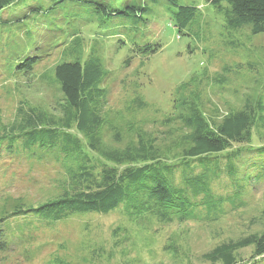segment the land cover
<instances>
[{
  "label": "rangeland",
  "instance_id": "374dc122",
  "mask_svg": "<svg viewBox=\"0 0 264 264\" xmlns=\"http://www.w3.org/2000/svg\"><path fill=\"white\" fill-rule=\"evenodd\" d=\"M179 4L197 8L181 33L172 21L177 8L167 0H19L0 12V139L9 135L22 107L62 118L64 96L52 72L65 55L82 64L98 60L105 93L96 106L103 120L97 132L101 153L75 126L71 131L90 164L84 156L65 164L52 155L39 159L0 150V214L7 199L36 208L78 191L75 178L83 165L122 171L128 165L117 166L102 152H124L140 142L156 153L152 164L176 166L167 175L178 188L190 134L181 116L194 107L215 127L247 100L264 103V35H253L250 26L230 29L226 10L207 0ZM144 46L153 53H142ZM29 58L37 59L31 74L12 73ZM262 147L264 125L257 122L249 143L208 157L205 167L191 165L194 175L207 174L218 198L239 193L235 205L221 206L222 214L164 224L124 202L107 215L74 214L52 225L31 216L11 218L0 237V245L6 244L0 264H211L203 257L216 247L264 234ZM25 221L33 224L24 227ZM253 253L254 247L239 250L238 264H251Z\"/></svg>",
  "mask_w": 264,
  "mask_h": 264
},
{
  "label": "trees",
  "instance_id": "16d2710c",
  "mask_svg": "<svg viewBox=\"0 0 264 264\" xmlns=\"http://www.w3.org/2000/svg\"><path fill=\"white\" fill-rule=\"evenodd\" d=\"M17 1L19 0H0V12ZM80 1L83 0H57V3ZM167 1L177 8L172 21L181 33L195 19L197 8L181 6L179 0ZM207 2L215 9L226 10L230 29L241 30L250 26L253 35H264V0H207ZM131 8L136 14V9ZM104 11L108 12L105 8ZM110 13L130 15L125 11ZM151 51V46H144L141 52L148 55L153 53ZM65 56L67 58V55ZM66 58L60 60L52 72V78L64 96L62 118L59 120L47 118L40 110L20 108L9 135L0 139V150L5 147V151L11 155L20 156L24 153L25 156L39 159L52 155L56 161L65 164L84 156V163L90 164V160L84 155L82 142L71 133L75 126L78 132L86 135L93 151L101 153L97 132L103 125V120L96 106L105 96L99 89L104 72L98 60L82 64L79 59ZM36 60L31 58L23 60L12 73L31 74ZM181 121L189 129L190 134L186 138L189 146L182 152L184 170L180 183L182 185L178 188L172 186L170 176L167 175L169 171L173 172L176 166L152 164L157 159L152 146L140 142L137 148H128L124 152L105 151L102 152L105 159L117 166L128 167L120 171L116 167L104 166L98 171L99 167L83 165L78 178H75L80 183L78 191L66 192L59 198L36 208H26L18 200L7 199L0 214V237L7 231L4 229L5 221L8 222L11 218L25 219L31 216L37 218L36 222L52 225L74 214L107 215L120 208L124 202H127V208L136 214L151 215L164 224L174 221L200 222L202 215L209 218L213 214H222L221 206L225 202L235 205L239 193H234L232 198L227 200L218 198L211 191L207 174L194 175L193 168L190 167L195 163L207 165L208 157L224 153L234 144L249 143L254 125L257 122L264 125L263 100L262 98L256 102L247 100L241 110L230 114L215 127H211L194 107L190 108L187 115L181 116ZM259 154L264 156V147L260 149ZM138 163L142 165L137 166ZM261 172L264 176V168ZM216 219H212V222ZM32 224L26 221L23 223L24 227ZM248 247H254L251 264L264 261V234L224 243L203 258L211 264H238V251ZM5 248V243L0 245V252ZM257 258L259 260H255Z\"/></svg>",
  "mask_w": 264,
  "mask_h": 264
}]
</instances>
